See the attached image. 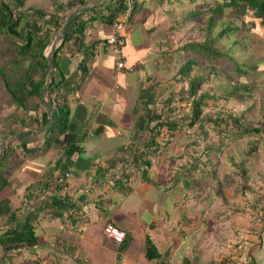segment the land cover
<instances>
[{"label":"crops","instance_id":"0c3cea01","mask_svg":"<svg viewBox=\"0 0 264 264\" xmlns=\"http://www.w3.org/2000/svg\"><path fill=\"white\" fill-rule=\"evenodd\" d=\"M87 1V6L109 2ZM149 13L152 12L149 10ZM138 18L129 26L124 24L127 45L123 50L126 62L123 70L116 67L115 57L101 50L100 45L94 55L78 53L74 46L62 54L64 80L74 89L66 99L70 109L68 131L80 139L84 150L81 155L65 158L52 177H48L49 169L60 158L55 149L43 152L59 124V115L53 112L51 104L49 111L45 104L39 118L18 129L15 143L27 159L8 176L12 184L0 194V200L11 199L22 212L21 219L32 210L40 212V207H36L41 202L47 203L48 210H43L39 216L41 245L19 250L2 264H244L237 259L242 252L230 251L231 242L235 243L238 238L224 232V216L210 218L207 214L205 208L212 200L199 201L195 198L197 185L193 180L183 181L180 174L175 179L170 164L156 152L152 155L147 145L143 149L136 143L144 127V117L139 115V92L146 83L161 75L157 64L155 76L153 71L150 73L144 68L148 67V60L153 59L151 55L156 54L152 44L159 49L161 39L151 31L150 21L142 24ZM75 19L73 15L66 20L68 24L72 21L70 31ZM124 19L118 17L117 21L125 22ZM89 27L94 33L88 32L87 45H94L112 33V25L102 20L91 22ZM64 30H67L65 25L61 35ZM134 34L136 36L131 37ZM151 36L156 39L149 41L147 37ZM82 61L88 69L84 81L80 80ZM60 79L61 74L57 72L54 80ZM152 147L162 154L159 145ZM133 148L139 150L137 157L143 152L142 161L149 160L151 165L140 169L130 164L131 170L135 169L124 172L121 161ZM143 169L147 172L146 180L142 176ZM68 171L71 176L67 185L59 188L57 179ZM28 193L31 194L29 201ZM54 208L62 217L50 214L49 210ZM107 225L126 233L123 244L106 235ZM2 229L0 222V233ZM148 238L157 248L159 258H147ZM252 245L254 247L255 243ZM248 256V264H260L253 251L248 252Z\"/></svg>","mask_w":264,"mask_h":264},{"label":"rangeland","instance_id":"374dc122","mask_svg":"<svg viewBox=\"0 0 264 264\" xmlns=\"http://www.w3.org/2000/svg\"><path fill=\"white\" fill-rule=\"evenodd\" d=\"M25 1V8L27 9L40 7L38 9L54 12L57 11V4L66 5L69 0ZM219 2L222 3L223 1L195 0L196 4L187 1H183L182 4H180L181 2L172 4L164 2V9L158 10L154 17L148 12L147 15L142 13L139 16L137 21L141 22L144 18L148 19L153 27V34L161 39L160 49H156L152 44V49H155L152 51L157 50L156 54L151 55L153 59L150 58L146 64L148 67H144L150 73L153 71L155 76L158 69H154V66L157 64L161 67V75L158 74L160 77L156 78V76L146 83L145 88H149L151 85L152 89H157L158 108L164 110L163 117L166 120L176 123L178 127L175 131L164 128L161 130V135L158 136L156 131L152 133L151 129H146L144 123V127L137 135L136 143L138 147L144 149L148 143L153 146L156 145L151 143V139L157 138L156 141L161 143V145H157L161 147L162 154L150 146L148 151L152 152V155L156 152V155L159 154L160 158L166 161V164H170L169 169L174 171L175 179L180 174L179 176H182L183 181L193 180V184L197 185L195 198L207 202L212 200V204L205 208L207 214L209 213L210 218L224 216V227L226 228L224 232L229 233L233 238L234 236L238 238L235 243L231 242V253L236 250L237 253L242 252L237 259L248 264L250 263L249 256L247 258L248 252L253 251L258 262L264 264V127H262L264 121V68L261 64L264 59V25L252 13L242 16L240 19L236 18L240 15L237 12L235 14L232 8L226 6L224 7V15L216 17V25L209 33L207 29L210 26L209 17L211 16L209 7ZM102 6L105 5L102 4ZM193 11L201 14L188 17ZM63 15L70 19L75 13L66 11ZM123 17L125 16H119L120 19H124ZM74 18L76 17L74 16ZM233 19L235 22H248L249 29H244L237 34L231 33L230 38L225 36L217 39L214 47L222 52L233 48L232 52L237 57H244L243 63L245 65H253L259 62V67L256 66L254 69L246 67L244 70L247 74H242L235 79L231 78L235 73L230 70V66L225 65L227 64L226 60L208 61L202 55L198 56L183 49L187 43H203L205 40L217 38L218 33ZM66 20L63 22L70 32L72 21L68 24ZM157 23H159V27ZM90 24L91 22L87 24L85 37H87L88 32L94 33L89 29ZM67 30H64L63 35L60 33L53 37L55 43L51 46L52 51L56 45H60L62 41L60 37H63ZM80 33L78 31V34ZM135 36L136 34L131 37ZM236 37L240 38L242 47L241 50L237 51L236 47H233V41ZM138 38L140 39V36ZM153 38L155 37H147L149 41ZM12 44L13 42L9 38L0 34V67L5 66L6 56L4 57V55L9 56L10 53H13V50H9L12 49ZM87 47H90L88 53L94 52L92 45H87ZM166 52H171V55L167 56ZM163 54L166 56H162ZM159 57H162L164 64L158 65ZM190 59L197 61V63L192 66L189 76L203 79L196 86L197 95L195 97L204 93L210 95V98L205 101L206 106L203 107L201 118L193 127L190 126L193 120L191 104L182 99L188 97L189 79L180 71ZM235 84L248 88L241 91V94L245 95L243 99L229 95ZM9 99L10 95L4 88V82L0 77V153L2 152L1 147L4 146L3 142L12 136V134H8L3 138V129L10 128V125L21 115L16 114L9 117V111L12 109ZM31 101H28V105L32 107L33 102ZM34 104H37L36 101ZM48 107L50 108L49 105ZM140 109L139 115L144 117L145 110L142 107ZM151 109H154L153 105H151ZM52 110L57 112L54 107ZM229 113L241 117L244 126H252L261 131L244 133L242 128H237L232 124L227 127L222 122L217 125L211 122V119H218L219 117L227 119ZM55 133L58 132H53L50 138H53ZM254 146L256 147L255 150ZM131 151L132 153L129 152L121 161L124 172H126L125 169L128 171L135 169L132 167L131 170L130 163L134 161L133 157L138 155L139 150L133 148ZM148 151L146 150L145 156L149 154ZM142 154L140 153V156ZM244 158L246 161L244 167L247 170L245 175L237 167ZM160 162L163 160L160 159ZM56 183L57 185L61 184L58 179ZM201 206L205 205L201 204ZM199 210L203 211V209ZM254 243L255 246L253 247L252 244ZM256 259L253 258V261Z\"/></svg>","mask_w":264,"mask_h":264},{"label":"trees","instance_id":"16d2710c","mask_svg":"<svg viewBox=\"0 0 264 264\" xmlns=\"http://www.w3.org/2000/svg\"><path fill=\"white\" fill-rule=\"evenodd\" d=\"M183 1H187L191 4L195 3V0H109L105 6H87V0H69L66 5L62 3L57 4V11L50 12L38 8L27 9L25 8V0H0V34L5 35L13 42L12 49H9L13 50V53H10L9 56L4 53L6 62L5 66L0 67V77L4 82V88L10 95L9 103L12 109L9 111V117L21 114L18 119L10 125V128L7 129L6 127L2 131L4 135L3 138L8 134H12L11 137L13 138L10 136L6 138L7 141L5 140L6 143L2 147V152L0 153V194L12 184L8 176H10L17 167L24 165L27 159V155L23 154L21 148L14 140L18 129L24 128L28 121L39 118L42 113L41 111H44L45 104L53 105L60 117L58 127L54 131L58 133L54 134V137L44 145L43 149L44 153L49 149H55L57 155H60L56 164L49 169L48 177H52L65 158L77 154L81 155L83 153L84 150L80 146L81 142L78 136L68 131L70 124V109L66 99L74 89L71 84L66 83L64 80V74L61 71V59L62 54L70 51L72 46L76 48L78 53L87 56L94 55V52L88 53L90 47H87L85 37L87 24L89 22L102 20L105 24L113 25L117 22L118 17L122 15L125 16V22L122 21V23L129 26L130 22L137 16H140L142 13L147 15L149 10L154 17L159 9H164V2H169L170 4L181 2L180 4H182ZM222 1V3L219 2L209 7L211 13L209 17L210 26L207 28L209 33H211V29L216 25V17H222L224 15V7L226 6L232 8L235 14L237 12L240 15V17L236 18L240 19L242 16L244 17L247 16L248 13H252L253 16L259 19L264 25V0ZM207 5H209V3H207ZM81 8H85V10H81ZM75 10L76 13L74 16L76 19L71 31L65 32V35L60 37L62 40L60 45H56L54 47L55 49L52 51L51 46L55 43L53 37L56 34L62 33L64 29L63 21L67 19L63 14L66 11L74 12ZM88 13H90L89 17L86 16ZM198 14L201 13L193 11L190 12L188 17H195ZM84 17H87V19ZM148 22L149 20L145 18L141 21L142 24H147ZM248 26L249 23L246 21L240 23L235 22L234 19L232 21L230 20L228 25L218 33L217 38L205 40L203 43H187L184 45L183 49L186 51L189 50L198 56L202 55L203 58L208 61L226 60L227 64L225 65L230 66V70L235 73L231 78H239L242 74H247L244 68L248 67L254 69L256 66L259 67V62L253 65H245L243 63L244 57H237L235 53L232 52L233 48L222 52L214 47V44L217 39H221L225 36L230 38L231 33L237 34L244 29L248 30ZM78 31L81 33L78 34ZM151 31L153 32V30ZM149 34H151V32H149ZM106 41V39H103L101 41H96L94 45H90H92L95 51L98 49L99 44H105ZM160 47L161 44L159 43L158 48L160 49ZM233 47H236V51L242 49L239 37L234 39ZM166 54L167 56L171 55V52H166ZM164 55L165 54L162 56ZM83 62L84 61H82V65H80L79 69L83 72V76L80 80L84 81L88 69ZM159 62L164 64L162 57H159ZM196 63L197 61L190 59L180 70L182 75L189 79L188 97H183L182 99L189 101L191 104L193 119L190 124L191 127L198 123L199 118H201L203 114V107L206 106L205 101L210 98V95L206 93L199 97H195L197 95L196 86L203 80L201 77L191 78L189 76L192 71V66ZM261 64L263 66L262 68H264V59ZM57 72L61 74V79L58 82L55 80L56 83L50 85L51 78H54ZM244 89L247 90L248 88L243 85L235 84L229 95L243 99L245 95H242L241 91ZM156 91L157 89H152L151 85L149 88L141 89L139 92V104L140 107L145 110L144 123L146 124V129H151L152 131H150L152 133L156 131V135L160 136L162 129L167 128L168 130L175 131L178 125L169 122L163 117L164 110H160L157 106L158 91ZM31 100L36 101L37 104L35 105L34 101ZM28 101L33 102L32 107L28 105ZM151 105L154 106V109H151ZM211 122L216 125L222 122L227 127L232 124V126L242 128L244 133L261 131L252 126H244L242 123L243 119L233 116L231 113H229L227 119L219 117L218 119H211ZM262 127H264V121ZM156 139L157 138H152L151 143L158 144ZM147 146L148 149H150L149 146L152 147L150 143H148ZM253 148L254 150L256 149L255 146ZM252 150L251 148V151ZM141 157H143V155L140 157L134 155V161L130 164L140 169L141 167H148L151 165L150 161H142ZM141 162H144L143 165ZM245 163L246 161L244 158L242 163L237 166L243 175H245L247 171L244 167ZM142 176L144 180L147 179V172L144 169ZM59 188L63 189L64 187ZM30 196L31 194L29 193L26 195L28 201L30 200ZM62 201L65 202L67 200L62 199ZM38 207H40V212L32 210L28 213L27 217L21 219L23 214L19 208H15L11 199L4 198L0 200V222L3 226L0 233L1 264L2 262L8 261L11 255L19 250H31L41 245V239L38 234L39 216L43 210L46 211L48 208L45 202L39 203L36 209ZM49 211L53 217H62L61 213L56 208L50 209ZM147 242V258L150 260L159 258V253L155 245L152 244L149 238Z\"/></svg>","mask_w":264,"mask_h":264},{"label":"built area","instance_id":"2783aa9c","mask_svg":"<svg viewBox=\"0 0 264 264\" xmlns=\"http://www.w3.org/2000/svg\"><path fill=\"white\" fill-rule=\"evenodd\" d=\"M124 24L122 21H118L114 23L112 28V33L107 37V41L105 44H100L101 50H106L110 52L116 59V67L118 69L125 68V58L123 50L127 45V38L123 32ZM71 173L70 171L63 174L61 177L58 178V181L61 183L59 184L61 187H65L67 185L68 180L70 179ZM106 235L114 240L118 244H123L126 239V233L119 228L113 225H107L105 228Z\"/></svg>","mask_w":264,"mask_h":264},{"label":"water","instance_id":"95a60500","mask_svg":"<svg viewBox=\"0 0 264 264\" xmlns=\"http://www.w3.org/2000/svg\"><path fill=\"white\" fill-rule=\"evenodd\" d=\"M53 84H55V80H54V78H51L50 85H53ZM47 109H48V111H49V107H48V105H47ZM3 145H4V144H3Z\"/></svg>","mask_w":264,"mask_h":264},{"label":"clouds","instance_id":"9594fccd","mask_svg":"<svg viewBox=\"0 0 264 264\" xmlns=\"http://www.w3.org/2000/svg\"><path fill=\"white\" fill-rule=\"evenodd\" d=\"M117 22H118V21H117ZM115 23H116V22H115ZM113 25H114V24H113ZM113 25H112V28H113ZM123 31H124V28H123ZM124 32H125V31H124ZM105 39H107V38H105ZM99 45H100V44H99ZM99 45H98V46H99ZM125 63H126V62H125ZM122 70H123V69H122Z\"/></svg>","mask_w":264,"mask_h":264}]
</instances>
